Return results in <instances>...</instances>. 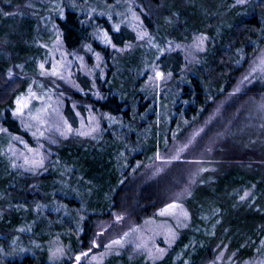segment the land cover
Returning a JSON list of instances; mask_svg holds the SVG:
<instances>
[{"label":"trees","instance_id":"16d2710c","mask_svg":"<svg viewBox=\"0 0 264 264\" xmlns=\"http://www.w3.org/2000/svg\"><path fill=\"white\" fill-rule=\"evenodd\" d=\"M65 1L73 6L66 8L60 0L62 18L45 5L34 15L18 9L7 19L5 4L20 3L0 0V264H71L73 254L88 248L94 223L116 209L154 220L162 196L156 188L135 191L133 166L154 156L158 140L173 136L175 119L203 116L211 101L234 85L238 53L263 42L264 0ZM83 9L109 13L114 22L85 15ZM131 13L138 18L136 30L125 24ZM99 29L111 41L108 46L97 42ZM149 39L164 46L161 54L145 55ZM190 53L196 58L192 64L185 60ZM73 55L83 58L84 70L75 63L69 76L62 75L57 63H71ZM146 65L161 74L159 99L156 87L140 78ZM35 74L42 88L51 87V95H43L42 106L36 108L34 100L14 115L16 97ZM60 83H69V91ZM255 91L250 89L257 96ZM158 105L162 112L156 125ZM242 111L223 123L228 137L213 147L192 193L175 203H182L189 221L165 254L151 262L126 248L119 257L102 256V264H255L262 257L264 136L241 131L246 124L237 122ZM108 118L115 124L109 125ZM165 118L170 119L168 131ZM51 126L59 133L48 139ZM43 157L39 167H29ZM57 203L67 217L53 211ZM209 206L219 214L205 225L199 212ZM21 231H28L30 253L10 257Z\"/></svg>","mask_w":264,"mask_h":264},{"label":"rangeland","instance_id":"374dc122","mask_svg":"<svg viewBox=\"0 0 264 264\" xmlns=\"http://www.w3.org/2000/svg\"><path fill=\"white\" fill-rule=\"evenodd\" d=\"M17 2L20 4H5L6 9H4V12L7 14L5 16L7 19H12L18 9L24 10L27 15L31 16L35 14V11L41 10L40 8L42 6H44L43 9H45V5L50 6L48 8L50 13L58 11L57 16L61 18L65 11V9L61 7L60 0H17ZM63 2L67 3L66 8L72 5L65 0H62V3ZM116 3L120 4L118 0H110L108 4L115 5ZM138 8H140L141 13L144 11L143 6ZM136 13L139 14L138 11H136ZM83 14H94L97 18L104 19L105 23L114 22L111 21L113 18L111 14H103V12L98 9H91L88 13H85L83 9ZM122 19L124 18H120L117 21H121ZM46 20H48V18H46ZM43 23H45V21ZM125 24H128L129 29L136 30L139 24L137 16L131 13ZM110 27L112 30L117 29L115 24H112ZM49 29L52 31V34H55L52 28L49 27ZM104 34L105 32L101 30L100 33L96 35L97 42L103 47L109 45V42L104 38ZM140 35L142 34L140 33ZM260 39L263 40V42L248 44V49L238 53L236 69L239 70V73L235 76V83L232 88L225 94L217 97V99L212 100L209 110L203 116L189 121L190 123L181 117L175 119L173 121L174 126L169 132L173 136H169V140H166V142L161 143V141L158 140L154 156L148 158L145 160L146 162L142 164L135 163L133 166L130 184L134 186L135 191L136 188L146 189V191L156 188L160 192V196H162L163 205L160 210L155 213L156 216L154 220L143 219L139 211H132L127 208L111 211L106 218H101L94 223L88 248L73 254L70 260L71 264H102V256L107 255L113 259V257L121 256L122 249L126 248H130L132 255L135 257L143 256L151 262L159 260L165 254L168 245L174 241V234L176 231L181 230L180 228L185 226L187 220L189 221L188 213H186L182 203H175L182 201L183 198L192 193L199 183L198 177H200L202 171H204L206 164L211 161L210 157L212 154L210 153L214 151L213 147L215 144L224 141L228 137L229 128L226 127L228 123H225L226 119L232 120V116L234 117L239 110H244L240 113V118L237 120L238 123L246 121L241 131L246 129L250 130L252 134L257 133L264 136V34L260 36ZM163 47L164 46L159 42H154L153 39H149L148 45L145 46L143 50L145 49V55L150 57V54H161L163 52ZM195 49L200 52L202 50L200 46H197ZM146 60L148 61L151 59L147 58ZM185 60L188 64H192L196 58L190 53V55L188 54V56H185ZM75 63H78L82 70H84L83 58L80 55H73L71 63H67V61L64 60L61 61V63H57V67L59 71L63 72L62 75L69 76L71 71L70 68ZM152 68L153 67L146 65L143 68L140 78L149 82V86L156 87L155 92L158 93L159 99L161 98L162 92V77L160 76L157 78V73L159 72ZM21 71H23V67L18 69L19 73ZM35 76H37V74L32 76L33 80L29 82L25 89L26 91L16 97L15 104L17 98L23 97L27 100V107H32L33 104H35L37 108L42 106V102L46 99L43 95H46V97L47 95H51V87L42 88L41 81ZM181 81L180 79L177 82L180 83ZM68 84L69 83H60L58 87L67 92L69 91ZM252 88H255L257 96L251 94L250 89ZM168 94L169 91L166 92L167 100H169ZM34 100H37V103L32 104ZM55 102L57 103V101ZM232 107L235 109V112L231 110ZM157 110L158 115H156L157 117H154L153 120L157 121L156 125L161 122V106L158 105ZM166 120L167 118L164 119V125L166 131H168L171 128L168 123L170 119L167 122ZM48 121L50 123L51 119ZM223 123L226 125L224 124V126ZM108 124H115L114 119H109ZM219 127L223 128L222 131L214 130V128L217 129ZM49 130L50 132L47 135L48 139L57 134L59 127L51 126ZM218 131H220L219 134L217 133ZM236 132L240 133V129ZM44 160L45 158L43 157L40 163L33 161L29 167H39ZM57 204V207H54L55 210L53 211L56 212L57 209L62 210V217H67L68 215L64 212L62 204ZM169 204H175L176 207L170 209L166 214L161 215V210L165 209ZM257 208L259 209L260 207ZM218 214V209L209 206V208L201 209L198 220L205 225H209V221L212 218H216ZM117 217H120V219H117ZM27 232H19L17 236V238L19 237V241H14V243L11 244L10 257H18L30 253L28 250L29 245H27V247L25 246L28 242L26 237ZM126 233L127 235H125ZM23 236L26 238H23ZM158 239L161 241L160 245L157 244ZM93 240L96 242V247H92ZM116 240L120 241V243L113 244L112 242ZM157 249H161L162 251H157ZM258 251V249H255L254 252L256 253ZM82 252L88 253V255L81 256L80 261H77L76 257L80 256ZM52 256L57 262L59 253L54 251ZM261 256V258L259 257L260 259H256L257 261H255V264H264V254ZM8 257L9 256H6V259Z\"/></svg>","mask_w":264,"mask_h":264},{"label":"snow or ice","instance_id":"6c2138e0","mask_svg":"<svg viewBox=\"0 0 264 264\" xmlns=\"http://www.w3.org/2000/svg\"><path fill=\"white\" fill-rule=\"evenodd\" d=\"M243 2H244V0H237V3H243ZM104 38H105L106 41H108L109 43H111V41L108 40V37H107V34H106V33L104 34ZM203 39H204L203 37L200 38L201 41H202ZM41 67H43V65H41ZM52 75H56V71H55V70L52 72ZM160 75H161L160 73H157V78H159ZM16 104H17V109H16V112L14 113V115L19 114V113H22L23 109L26 108V107L28 106L27 100H26L25 98H23V97H19V98H17ZM37 118H38V117H34V119H37ZM0 131H3V130H0ZM29 151H31V149H29ZM26 162H27V161H26ZM175 207H176L175 204H169V205L166 206L165 209H162V210H161L160 214H161V215H164V214H166L170 209H173V208H175ZM117 219H120V217H117ZM125 235H127V233H126ZM112 243H113V244H119L120 241L116 240V241H113ZM96 246H97V245H96V242H95V240H93V242H92V247H96ZM106 247H107V246H106ZM57 251L59 252L60 250L58 249ZM157 251H162V250H161V249H157ZM87 255H88V253H84V252H82V253L80 254V256H77V257H76V260H77V261H80L81 256H87Z\"/></svg>","mask_w":264,"mask_h":264}]
</instances>
